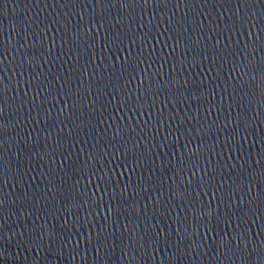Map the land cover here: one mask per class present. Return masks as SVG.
<instances>
[{
	"label": "water",
	"instance_id": "1",
	"mask_svg": "<svg viewBox=\"0 0 264 264\" xmlns=\"http://www.w3.org/2000/svg\"><path fill=\"white\" fill-rule=\"evenodd\" d=\"M0 264H264V0H0Z\"/></svg>",
	"mask_w": 264,
	"mask_h": 264
}]
</instances>
